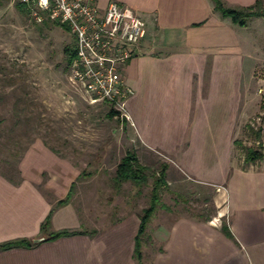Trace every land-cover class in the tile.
I'll list each match as a JSON object with an SVG mask.
<instances>
[{
    "label": "rangeland",
    "instance_id": "1",
    "mask_svg": "<svg viewBox=\"0 0 264 264\" xmlns=\"http://www.w3.org/2000/svg\"><path fill=\"white\" fill-rule=\"evenodd\" d=\"M17 2L0 0V65L9 72L7 76L20 78L7 85L0 73V174L17 181L23 161L37 189L52 203L64 198L73 183L68 204L75 210L80 228L102 232L132 216L138 221L149 205L153 177L161 165H166L165 185L146 229L180 215L214 220L224 208L223 198L215 191L216 186L194 177L201 181L215 179L227 154L226 136L236 102L240 114L231 137L230 158L244 167L245 148L256 146L245 125L252 120L256 130L261 124L264 58L252 55V59L224 67L215 76L203 106L191 100L194 86L189 62L160 63L149 72L150 77L146 76L131 103L134 89L128 83L130 61L115 62L117 78L130 91L120 110L108 101L92 102L73 78L71 68L65 66L63 48L74 46L73 34L54 25L46 14L41 15L40 22L35 21L30 13L17 9ZM249 24L257 51L259 45L264 51V17L252 18ZM147 41H151L149 33ZM211 65L208 61L205 66L203 96L207 95ZM24 87L33 106L17 114L13 103ZM110 109L118 116L109 118ZM187 142L189 146L183 148ZM37 144L60 161L47 153L40 156L34 151ZM130 149L147 168L146 183L135 186L127 181L115 188V167ZM173 153L178 156L169 155ZM217 222L222 225L227 221L223 217ZM148 234L141 238V261L150 256Z\"/></svg>",
    "mask_w": 264,
    "mask_h": 264
},
{
    "label": "crops",
    "instance_id": "2",
    "mask_svg": "<svg viewBox=\"0 0 264 264\" xmlns=\"http://www.w3.org/2000/svg\"><path fill=\"white\" fill-rule=\"evenodd\" d=\"M108 1L134 10L146 24L145 36L128 61V83L134 89L130 103L140 92L146 76L150 77L149 72L156 70L160 63L189 62L190 82L194 86L191 100L203 106L209 99L215 76L222 73L224 67L234 61L252 59V55H258L256 59L264 58V51L260 45V52L257 51L258 44L249 34L250 21L245 27L233 24L214 10L211 0H97V3L103 9ZM222 1L227 7H245L255 0ZM148 33L151 34L150 42L147 41ZM208 61L212 65L207 95L203 96L202 79ZM237 100L238 96L234 102ZM257 108L255 106L254 111ZM238 114L236 102V113L226 136L227 154L214 180L201 181L182 169L200 182L221 186L223 191L218 194L223 198L224 208L211 221L180 215L168 223L159 222L146 229L151 249L149 259L142 264H264V160L243 168L232 162L231 137ZM261 141L264 143V126ZM188 146L187 142L183 148ZM34 148L40 156L47 153L60 161L42 144ZM22 162L17 181L0 175V243L38 238L40 224L54 203L37 189L36 180L26 173L28 170ZM136 217L92 236L74 235L42 242L29 249L0 251V264H136L133 258L139 223ZM223 217L231 239L221 232L217 222ZM61 229H80L78 216L69 204L57 208L50 218V231Z\"/></svg>",
    "mask_w": 264,
    "mask_h": 264
},
{
    "label": "built area",
    "instance_id": "3",
    "mask_svg": "<svg viewBox=\"0 0 264 264\" xmlns=\"http://www.w3.org/2000/svg\"><path fill=\"white\" fill-rule=\"evenodd\" d=\"M30 9L35 21L43 14L66 24L74 37L73 78L92 102L108 101L123 110L127 94L115 74L114 64L128 62L144 38L146 24L132 9L108 1L102 9L97 0H18ZM117 106V107H116ZM215 191H223L216 186Z\"/></svg>",
    "mask_w": 264,
    "mask_h": 264
},
{
    "label": "trees",
    "instance_id": "4",
    "mask_svg": "<svg viewBox=\"0 0 264 264\" xmlns=\"http://www.w3.org/2000/svg\"><path fill=\"white\" fill-rule=\"evenodd\" d=\"M214 10L217 11L222 17H227L231 20L233 24H236L240 27H245L247 23L252 18L264 17V0H255L249 6H237V7H227L223 3L222 0H211ZM17 9L23 14H29L30 9L27 8L24 4L17 2ZM52 23L54 25L59 26L64 31L70 32L69 27L60 23L57 20H53ZM64 53V61L65 66L68 67L72 63L75 58V48L74 46H65L63 48ZM0 73H2V80L4 84L12 85L17 82L20 78L12 77L6 68L0 65ZM21 94L13 103V109L18 113H24L32 105V99L27 95V91H25V87L21 88ZM33 106V105H32ZM261 110V124L254 130L253 121L251 120L245 127L248 129V132L252 134L253 141L256 146H251L245 148L243 153L242 163L245 166L253 165L256 162L264 160V143L261 141V132L262 126H264V103H261L259 106ZM118 116L117 111L110 109L107 116L112 118L114 116ZM233 144H236V141H233ZM16 173L18 172L15 170ZM147 168L139 162V159L136 155L134 149L127 150L125 154L120 158L117 163L114 171L113 177V185L115 188H118L123 182H131L135 186L143 185L146 183L147 176L145 172ZM165 173H166V165H161L158 172L154 175L152 181V187L150 191L149 205L142 210L139 218L138 229L136 232V236L134 238V251L133 258L136 264H142V253H141V238L145 234V230L147 224L150 220L151 215L155 210V206L159 201L160 189L165 185ZM11 174V173H9ZM1 175V174H0ZM2 177L12 180L11 177H6L1 175ZM74 184L71 183L70 187L64 198L56 200L50 208L48 215L44 218V220L40 224V236L38 238L33 239H14L6 242L0 243V251L9 250L12 248H33L42 242L53 241L58 238L71 237L74 235H88L92 236L96 233V230L85 231L81 228L78 230L75 229H61L57 231H50V218L52 213L59 207L67 205L69 203V199L71 197V192ZM221 232L228 238H232V235L229 231V228L226 224L221 225Z\"/></svg>",
    "mask_w": 264,
    "mask_h": 264
}]
</instances>
